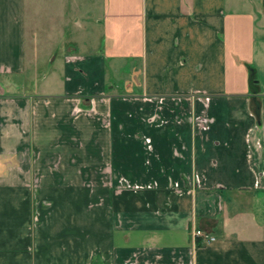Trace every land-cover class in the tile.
<instances>
[{
  "label": "crops",
  "instance_id": "1",
  "mask_svg": "<svg viewBox=\"0 0 264 264\" xmlns=\"http://www.w3.org/2000/svg\"><path fill=\"white\" fill-rule=\"evenodd\" d=\"M81 7L28 91L0 0V264H264V0Z\"/></svg>",
  "mask_w": 264,
  "mask_h": 264
},
{
  "label": "rangeland",
  "instance_id": "2",
  "mask_svg": "<svg viewBox=\"0 0 264 264\" xmlns=\"http://www.w3.org/2000/svg\"><path fill=\"white\" fill-rule=\"evenodd\" d=\"M93 1L94 0H79V3H81L80 5H77L74 4L72 0H67L63 4H61L59 0H32V2L31 0H26L28 31H30L29 24L31 19L36 20V22L39 24L38 28L41 40L37 47L32 45L28 33L27 57L29 58L31 68L33 70L35 69L36 71V74L34 76H37V78L34 79L33 76L31 77L32 80L29 83L27 82L29 86H26V90L33 91L36 89V84L41 85L43 83L44 80L41 76L45 75L48 71L47 66L50 59L52 58L51 56L55 54V52L57 51L56 49H59L60 46V38L62 34V28L60 27V25L62 26V24L66 20V27L71 26L75 19L83 21V14L86 11L81 6H87ZM51 43H55L54 50L56 51H52V55L49 56V58H45L47 46ZM59 52L61 51L59 50ZM46 59L47 62L45 63ZM42 68H44L43 73L40 71V69Z\"/></svg>",
  "mask_w": 264,
  "mask_h": 264
},
{
  "label": "built area",
  "instance_id": "3",
  "mask_svg": "<svg viewBox=\"0 0 264 264\" xmlns=\"http://www.w3.org/2000/svg\"><path fill=\"white\" fill-rule=\"evenodd\" d=\"M195 236H200L204 239V241H209L212 240L214 237L212 235H209L208 233H205L204 231L200 230V229H196L194 230L193 233Z\"/></svg>",
  "mask_w": 264,
  "mask_h": 264
},
{
  "label": "trees",
  "instance_id": "4",
  "mask_svg": "<svg viewBox=\"0 0 264 264\" xmlns=\"http://www.w3.org/2000/svg\"><path fill=\"white\" fill-rule=\"evenodd\" d=\"M250 83H251V85L254 83V77H252V76L250 78Z\"/></svg>",
  "mask_w": 264,
  "mask_h": 264
}]
</instances>
